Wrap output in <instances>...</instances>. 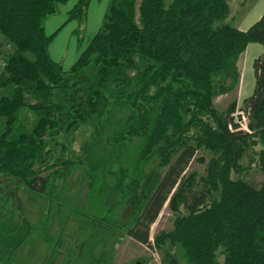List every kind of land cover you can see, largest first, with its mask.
<instances>
[{"label": "trees", "instance_id": "16d2710c", "mask_svg": "<svg viewBox=\"0 0 264 264\" xmlns=\"http://www.w3.org/2000/svg\"><path fill=\"white\" fill-rule=\"evenodd\" d=\"M68 1L0 0V37L11 47L0 70V264H16L22 243L38 229L49 232L52 212L62 223L66 186L79 171L92 186L85 198L98 186L95 172L108 173L106 162L96 160L100 140L121 147L114 158L123 167L119 184L101 188L113 189L119 203L136 196L152 157L163 156L168 164L125 227L130 237L149 244L151 226L168 201L186 212L163 236L169 264H264V176L258 186L231 176L251 131L262 146L264 175V51L253 63L254 91L243 100L249 130L237 124L231 130L224 117L236 101L225 112L214 104L238 87V60L248 45L264 48V14L240 30L232 25L229 0H172L169 6L164 0H110L98 32L65 70L49 51L59 30L47 34L45 20ZM91 1L78 0L68 13V20L79 22L80 46ZM111 124L115 131L103 137ZM86 126L91 135L76 143ZM195 128L200 135L189 143L186 137ZM139 139L134 161L123 163ZM201 147L213 157L204 173L187 174ZM21 186L40 199L36 221L25 213ZM83 206L71 211L93 225L72 263L107 264L114 235L103 238V225L97 224L111 207L102 204L101 215Z\"/></svg>", "mask_w": 264, "mask_h": 264}, {"label": "rangeland", "instance_id": "374dc122", "mask_svg": "<svg viewBox=\"0 0 264 264\" xmlns=\"http://www.w3.org/2000/svg\"><path fill=\"white\" fill-rule=\"evenodd\" d=\"M164 2L165 6H169L172 0H164ZM229 3L232 11L231 15L233 16L232 25L237 28L247 29L250 24L255 22L264 14V0H229ZM57 15L59 14L51 15L45 20L47 34H49L48 27L50 28L52 21L55 23V16L57 17ZM66 31L67 30H63L59 34L57 37V43L59 46L62 45V47H68L67 51L69 56L72 43H70V37ZM67 36L69 37L68 39ZM61 37L63 38L61 39ZM0 43H3L2 46L0 45L1 70L4 63L3 53L11 50V47L9 46V43L1 39V37ZM261 50H263V46L259 43H251L248 45L246 51L241 54L238 60V68L242 76V84L240 85L239 83L238 87L232 92L218 96L214 99L215 107L219 112H225L228 106L233 101H236V107L234 110L224 114V117L229 124V128L233 126V124L237 123V125L239 127H243L244 130L247 128L248 116L243 111V100L246 97H249L254 91L256 79L253 63L254 60L262 54ZM52 53L53 51L51 54ZM63 64L67 69L71 66L68 61H65ZM126 113V111L121 112V114L118 113V116L116 117L118 119H122L126 116ZM114 131V125L111 124L106 126L105 135L103 137L106 138L108 133H113ZM250 133L252 135L245 144L244 152L235 168L232 170L231 176L234 179L241 178L250 181L252 184L258 186L264 176L259 164V154L262 146L258 143V138L254 136L255 131H251ZM77 135L78 139L76 140V143L82 144L91 135V129L87 126L82 127ZM199 135L200 131L195 128L190 131L186 138L189 143H196L195 140L199 137ZM141 142L142 139H139L131 147H128L126 153L124 154L125 158H122L123 163H125L126 160L129 162L134 161V155ZM76 147V150L78 151L79 145L77 144ZM120 148L121 147H117L115 150L113 147L108 145L107 141L104 140H100L97 143L96 160H99V162H106V170L108 173L104 174L101 171L95 172L98 179V186H96L97 188L95 187L93 191L91 190V194L86 197L87 200H85L86 198L84 196L86 195L88 189H91V184H89L85 176H81V171L72 177L71 181L66 186V193L64 197L65 202L63 205L65 210L62 215V223L61 220H59L60 215L56 212H52L49 232H46L44 229H38L27 240L28 242L22 243L14 256L16 264H51L52 259L55 258V256L56 258L52 264H73L72 261L78 252L77 246L78 244H81V241L90 235L91 227H89V224L93 225V223H88L87 219L83 221V219L79 217L80 215H78L75 211H71L73 210L72 208L84 205L83 208H85V210L91 211L94 206V209L98 211L99 214L105 215V210L101 205H106L107 202L109 207H111V212L107 214L109 217L107 216V219L101 222L99 221L97 224L103 225L104 231L99 233L103 238L106 237L109 239L112 235H114L109 239L108 246L106 248L107 250H111L107 264H169L171 262L172 257L170 259L167 252L169 251V244L164 241L163 236L174 229L176 217L179 213H186L185 210H182L181 208L180 210H174L167 201L158 218L151 226L149 239L150 243L147 245L139 243L130 237L126 232V228L131 225L141 208L144 195L151 191L157 179L166 171L168 164H166L163 156L155 155L152 157L143 166V176L140 180L136 196L126 197L119 203L117 199L113 200L116 193L113 189H109L112 192L110 191L106 193L101 192V188H116L119 184L118 173L123 167L121 166V163L114 162V158L117 155V151L121 150ZM211 157H213V152L201 147L189 164L186 171L187 174L193 172L198 174L204 173L206 169V162ZM96 160L95 162H97ZM103 177L104 181H102ZM11 188L12 186H10L9 190L15 193V188ZM19 195L23 202L25 213L32 221H36L40 213L39 197L26 190L23 186L19 189ZM212 199L213 197L208 199V202ZM116 202H118V204ZM115 204L117 205L114 207ZM0 205L3 206L2 203ZM4 225L5 224L3 223L1 224L3 227L1 230H5ZM6 230H9V228ZM159 239L160 241H158ZM51 241H53L52 243L54 245L51 244ZM98 245V248L101 249L102 245ZM55 248L57 251L56 253H54ZM221 256L222 255L219 256L220 261L223 259ZM178 263L186 264L184 260H180Z\"/></svg>", "mask_w": 264, "mask_h": 264}, {"label": "crops", "instance_id": "0c3cea01", "mask_svg": "<svg viewBox=\"0 0 264 264\" xmlns=\"http://www.w3.org/2000/svg\"><path fill=\"white\" fill-rule=\"evenodd\" d=\"M109 1L110 0H92L90 2V5H89L88 11H87L86 22H85V24L82 25V29H83V33H84V41H83L82 46L79 45L78 38H77V30L79 28V22L76 20H68L69 11L75 6V4L78 2V0H69L67 2V4L59 6L58 11L56 12V14H59V15H57V17L55 16V18H56L55 23L52 21V25L50 26V28L48 27L49 34H53L57 30H59L58 33L56 34V36L54 37L53 41L50 44L49 51H50L51 57L56 62H60L65 70L67 68L64 67L63 63L65 61H68L70 63V65L72 66L75 63V61L77 60L80 52L88 45V43L91 41L93 36L98 32V30H99V28L103 22L104 15L107 11ZM53 15H55V14H53ZM255 22H253V23H255ZM252 24H250V26ZM45 29H46V27H45ZM239 29L240 30H247V29H241V28H239ZM63 30H67L66 32L68 33V35L70 37V41H71L70 43H72L71 44L72 47L70 49L69 56H68V51H67L68 47L67 48L64 46L62 47V45L59 46L57 43V40H58L57 37L59 36V34ZM69 37L67 36V39ZM62 38L63 37H61V39ZM54 43H55V45H54ZM52 51H53V53L51 54ZM263 51H264V48H263V50H261V52L263 53ZM78 52H79V54H78ZM76 54H78V55H76ZM66 65H67V62H66ZM71 66H69V68ZM241 84H242V76L240 79V85Z\"/></svg>", "mask_w": 264, "mask_h": 264}, {"label": "built area", "instance_id": "2783aa9c", "mask_svg": "<svg viewBox=\"0 0 264 264\" xmlns=\"http://www.w3.org/2000/svg\"><path fill=\"white\" fill-rule=\"evenodd\" d=\"M237 124H238V123H237ZM239 124H240V123H239ZM230 128L232 129L233 126H231ZM239 128L244 129L243 127H239ZM245 130H247V131L249 130V129H248V126H247V128H246Z\"/></svg>", "mask_w": 264, "mask_h": 264}]
</instances>
